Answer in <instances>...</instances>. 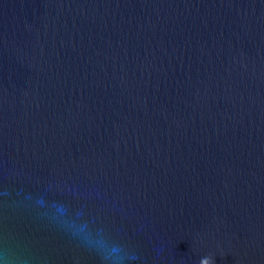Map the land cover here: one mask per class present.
<instances>
[{"label": "water", "instance_id": "water-1", "mask_svg": "<svg viewBox=\"0 0 264 264\" xmlns=\"http://www.w3.org/2000/svg\"><path fill=\"white\" fill-rule=\"evenodd\" d=\"M0 264H264V0H0Z\"/></svg>", "mask_w": 264, "mask_h": 264}]
</instances>
